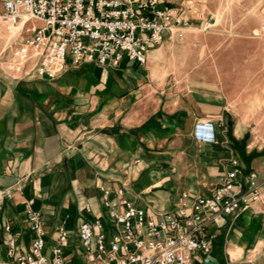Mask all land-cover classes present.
Masks as SVG:
<instances>
[{
    "label": "crops",
    "instance_id": "crops-1",
    "mask_svg": "<svg viewBox=\"0 0 264 264\" xmlns=\"http://www.w3.org/2000/svg\"><path fill=\"white\" fill-rule=\"evenodd\" d=\"M185 18L203 24L190 10ZM262 23L260 13L236 24L239 30L227 23L207 33L189 27L182 38L167 36L150 49L145 64H68L53 79L39 77L30 63L13 72L3 48L0 264H15L7 255L9 238L29 248L28 210L42 219L44 253L64 226L66 264H86L76 228L94 217L107 225L100 187L116 202L173 212L211 194L232 159L242 175L257 172L260 199L210 221V251L194 254L193 264H264V35L252 34ZM174 40H183L177 56L170 51ZM194 40L200 49L190 51ZM175 57V67L162 65ZM200 120L211 122L212 139H198Z\"/></svg>",
    "mask_w": 264,
    "mask_h": 264
},
{
    "label": "built area",
    "instance_id": "built-area-1",
    "mask_svg": "<svg viewBox=\"0 0 264 264\" xmlns=\"http://www.w3.org/2000/svg\"><path fill=\"white\" fill-rule=\"evenodd\" d=\"M0 1V19L12 31L8 68L20 73L30 63L39 77L48 79L64 72L68 64L125 60L145 64L148 51L167 36H184L190 27L185 11L192 8V0L180 6L172 0ZM260 34L264 35V27ZM195 133L200 140L212 139L211 122L198 121ZM230 164L211 194H200L188 207L181 205L173 212L150 213L124 198L116 202L110 189L100 187L107 225L94 217L76 228L85 263L193 264L194 254H208L209 222L220 214L237 215L261 196L257 172L242 175L236 159ZM122 193L116 191L117 196ZM83 210L91 212L88 205ZM27 222L34 233L27 250L15 238L7 241V255L15 264H66L69 230L58 227L47 255L40 214L28 210Z\"/></svg>",
    "mask_w": 264,
    "mask_h": 264
},
{
    "label": "rangeland",
    "instance_id": "rangeland-1",
    "mask_svg": "<svg viewBox=\"0 0 264 264\" xmlns=\"http://www.w3.org/2000/svg\"><path fill=\"white\" fill-rule=\"evenodd\" d=\"M189 10L193 14L199 15L200 21H203L202 26L190 25V29H192L193 33H207L211 28L221 26L224 23L230 25V27L227 28L228 30L230 28H232V30H239V28L236 27V24H238L240 21H255L260 13L263 14L264 19V0H192V8ZM205 26L206 28L203 29ZM263 27L264 23L258 27H255L252 31V34H260ZM182 42L183 40L173 41V46L170 48V51L176 53V56L178 49H180L179 46ZM3 48L5 58L11 52L9 32L7 25H5V23H3L0 19V52ZM192 49H200V45L196 40L192 42V48L190 51ZM175 60L176 57L174 59H166L162 62V65H164L166 68H173L175 67ZM168 77L169 78L167 82H174L171 72Z\"/></svg>",
    "mask_w": 264,
    "mask_h": 264
},
{
    "label": "bare ground",
    "instance_id": "bare-ground-1",
    "mask_svg": "<svg viewBox=\"0 0 264 264\" xmlns=\"http://www.w3.org/2000/svg\"><path fill=\"white\" fill-rule=\"evenodd\" d=\"M8 28V27H7ZM11 28L9 27L8 28V32H9V38H10V36H11V34H12V31L10 30Z\"/></svg>",
    "mask_w": 264,
    "mask_h": 264
}]
</instances>
